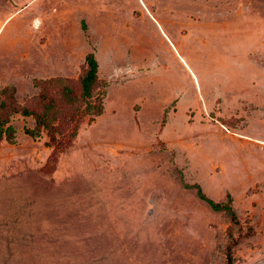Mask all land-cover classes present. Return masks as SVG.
I'll return each instance as SVG.
<instances>
[{"label": "rangeland", "instance_id": "374dc122", "mask_svg": "<svg viewBox=\"0 0 264 264\" xmlns=\"http://www.w3.org/2000/svg\"><path fill=\"white\" fill-rule=\"evenodd\" d=\"M2 121L0 264H264V0H0Z\"/></svg>", "mask_w": 264, "mask_h": 264}, {"label": "trees", "instance_id": "16d2710c", "mask_svg": "<svg viewBox=\"0 0 264 264\" xmlns=\"http://www.w3.org/2000/svg\"><path fill=\"white\" fill-rule=\"evenodd\" d=\"M86 64H87L88 69H87L86 73L83 75V77L81 78V85H82L84 97L85 98H91L93 87L95 86V84L98 81V69H99L98 61H97V59L93 53L87 55ZM102 110H103L102 106L99 105L97 115H100ZM23 114L25 116L34 115L31 112H29L28 110H24ZM37 121H38V124L41 123V119L39 117L37 118ZM2 123L4 124V123H6V121H2L0 123V139L3 138L4 134H7V138L9 140H11L12 135H8V134L10 131H13V128L11 126H9L5 131H3L2 127H1ZM25 133L32 136V137H38L39 136V134H38L39 132H35L34 130L32 131L30 129H25ZM51 139L55 140V136H53L52 134H51ZM195 188L197 189L198 197L201 200L206 201L213 210L218 211V212L224 211L227 214V216L230 218V220L234 226L238 225L240 223L238 216H237V214H236V212L232 206V198H231L230 194L227 195V198H228L227 202L215 201V200L206 196V194L203 192L200 185H196ZM227 264H234L233 255L231 252H229V254H227Z\"/></svg>", "mask_w": 264, "mask_h": 264}, {"label": "crops", "instance_id": "0c3cea01", "mask_svg": "<svg viewBox=\"0 0 264 264\" xmlns=\"http://www.w3.org/2000/svg\"><path fill=\"white\" fill-rule=\"evenodd\" d=\"M144 3H145V1H144ZM207 109H208V111H210V107H207ZM218 113H219V111H218Z\"/></svg>", "mask_w": 264, "mask_h": 264}]
</instances>
